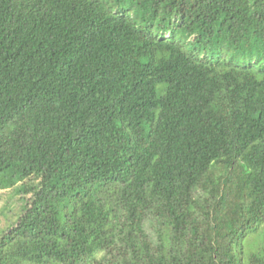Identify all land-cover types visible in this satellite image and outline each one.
<instances>
[{
    "label": "trees",
    "instance_id": "1",
    "mask_svg": "<svg viewBox=\"0 0 264 264\" xmlns=\"http://www.w3.org/2000/svg\"><path fill=\"white\" fill-rule=\"evenodd\" d=\"M0 264H264V0H0Z\"/></svg>",
    "mask_w": 264,
    "mask_h": 264
},
{
    "label": "rangeland",
    "instance_id": "2",
    "mask_svg": "<svg viewBox=\"0 0 264 264\" xmlns=\"http://www.w3.org/2000/svg\"><path fill=\"white\" fill-rule=\"evenodd\" d=\"M9 191H0V235L2 230L7 229L12 221L16 219L15 214L19 212L21 202L15 199Z\"/></svg>",
    "mask_w": 264,
    "mask_h": 264
}]
</instances>
